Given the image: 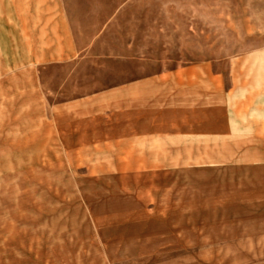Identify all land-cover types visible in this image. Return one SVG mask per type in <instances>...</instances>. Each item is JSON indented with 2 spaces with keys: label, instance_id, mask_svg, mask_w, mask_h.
<instances>
[{
  "label": "rangeland",
  "instance_id": "1",
  "mask_svg": "<svg viewBox=\"0 0 264 264\" xmlns=\"http://www.w3.org/2000/svg\"><path fill=\"white\" fill-rule=\"evenodd\" d=\"M263 94L264 0H0V264H264Z\"/></svg>",
  "mask_w": 264,
  "mask_h": 264
},
{
  "label": "crops",
  "instance_id": "2",
  "mask_svg": "<svg viewBox=\"0 0 264 264\" xmlns=\"http://www.w3.org/2000/svg\"><path fill=\"white\" fill-rule=\"evenodd\" d=\"M261 97H262V94H259ZM258 95V96H259ZM264 95V94H263ZM259 96V97H260ZM259 103V104H258ZM258 103H255V101H253V102H251V105L252 104H254V105H256L257 107H258V109L259 110H261V111H264V103H262V102H258ZM249 104V103H248ZM237 105V108L238 109H240V108H242V107H245L246 106V104H242V103H237L236 104ZM251 124H253L252 126L256 129H261V128H264V122H261V121H256V122H252Z\"/></svg>",
  "mask_w": 264,
  "mask_h": 264
}]
</instances>
